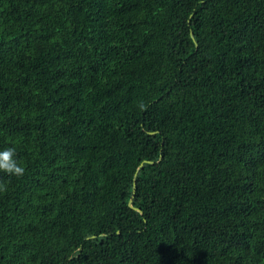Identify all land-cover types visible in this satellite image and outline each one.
<instances>
[{
	"label": "trees",
	"instance_id": "obj_1",
	"mask_svg": "<svg viewBox=\"0 0 264 264\" xmlns=\"http://www.w3.org/2000/svg\"><path fill=\"white\" fill-rule=\"evenodd\" d=\"M9 147L0 264H264V0H0Z\"/></svg>",
	"mask_w": 264,
	"mask_h": 264
},
{
	"label": "clouds",
	"instance_id": "obj_2",
	"mask_svg": "<svg viewBox=\"0 0 264 264\" xmlns=\"http://www.w3.org/2000/svg\"><path fill=\"white\" fill-rule=\"evenodd\" d=\"M26 169L19 163L16 158V151L14 147H9L0 150V172L15 177H22ZM7 186L0 184V191H6Z\"/></svg>",
	"mask_w": 264,
	"mask_h": 264
},
{
	"label": "water",
	"instance_id": "obj_3",
	"mask_svg": "<svg viewBox=\"0 0 264 264\" xmlns=\"http://www.w3.org/2000/svg\"><path fill=\"white\" fill-rule=\"evenodd\" d=\"M133 193H134V186H133ZM132 197L129 199L128 204L131 206Z\"/></svg>",
	"mask_w": 264,
	"mask_h": 264
}]
</instances>
